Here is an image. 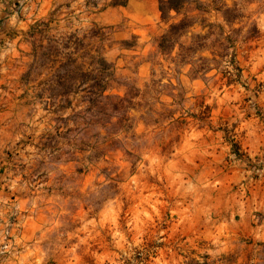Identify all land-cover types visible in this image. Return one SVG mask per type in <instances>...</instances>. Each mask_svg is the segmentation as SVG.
<instances>
[{
  "label": "clouds",
  "instance_id": "9594fccd",
  "mask_svg": "<svg viewBox=\"0 0 264 264\" xmlns=\"http://www.w3.org/2000/svg\"><path fill=\"white\" fill-rule=\"evenodd\" d=\"M12 3L0 4V76L16 80L19 69L34 84L13 89L25 99L0 115V161L12 154L0 175V264H83L88 257L137 264L149 240L167 243L154 231L163 209L176 218L174 230H206L180 243V254L152 249L151 264L234 260L243 251L235 231L264 213V202L244 195L251 176L264 172L257 115L264 95L257 100L249 87V75L264 80V0H179L176 8L165 0L163 12L150 0H26L15 11ZM37 28L47 44L32 41ZM253 36L261 47L249 52ZM237 48L250 73L238 71ZM148 62L150 72L137 75ZM113 80L126 84L123 97L104 94ZM5 96L0 89V101ZM220 129L246 140V160L226 146L224 133L213 138ZM109 143L127 152L124 182L78 183L69 167L87 170ZM221 168L239 169V193L222 208L214 199L224 187ZM259 230L258 245L264 225ZM104 236L108 242L93 252ZM248 264H264V249Z\"/></svg>",
  "mask_w": 264,
  "mask_h": 264
},
{
  "label": "rangeland",
  "instance_id": "374dc122",
  "mask_svg": "<svg viewBox=\"0 0 264 264\" xmlns=\"http://www.w3.org/2000/svg\"><path fill=\"white\" fill-rule=\"evenodd\" d=\"M150 3L157 12H160L159 0H150ZM38 30H39L38 28L35 29V31ZM41 37H42L41 35H35V34L31 35V39L34 43L47 44L48 41L46 39L42 40ZM259 47H261V40L256 36H253L247 42V51L249 52ZM240 52L241 50L237 48L236 55L234 56L235 61L240 62L237 65V68H240L239 72L241 75L245 73H250V69L244 66L248 60V56L241 55ZM149 64L150 62L141 64L138 67L136 74L139 76H143L149 73L150 72ZM125 71H127V69H125ZM19 72L17 73L18 74L17 79L13 80L15 81V83L11 85L12 92H10V94L13 95L7 97V101L5 102L7 115L10 114L11 108L19 105L25 99L23 95L19 97H14L13 89L21 92L24 89L31 91L30 86L34 84V81L30 79V76L20 75ZM260 72L264 73V68H262ZM221 78L229 83L231 82L227 77V73H224ZM249 79H250L249 87L255 91L257 100H259L260 97L264 95V80L257 79V77L253 75H249ZM106 88L107 91L105 92V94L110 92L118 97H123L125 95L127 86L125 83L119 80H113L109 86H106ZM125 103H127V101H125ZM245 103H247V101H245ZM257 107L259 109L257 115L260 116L262 122H264V104L258 105ZM125 123H127V121H125ZM222 133H224V129H220L219 132L213 133V138H215L216 136ZM224 135H225L226 146L229 147L233 152H235L238 157H241L242 159L246 160L247 159L246 154L250 150L246 140L232 139L231 137H228L226 133H224ZM208 143L212 144L213 139H209ZM260 152H264V143L260 145ZM5 155L7 157V160L0 161L1 175H3L5 172L6 164H10L12 162V154L5 153ZM126 155L127 152L119 144L109 143L106 146L105 150L102 152L101 156L98 158L97 162L91 164L87 170L84 169L77 170L73 167H69V173L73 174L76 178H78L77 182L80 183L81 185H86L87 183L93 181L96 178L103 180L105 178L111 177L113 179V182L116 183L117 186H119V184L124 182L123 172L125 170L123 169V166L126 163V160L122 159V156H126ZM214 155L219 157L222 154L217 152L214 153ZM75 163H76L75 161L69 162L70 165H74ZM212 167L213 165L211 161H197V168H207L210 171ZM260 167L264 168V165H261ZM238 170L239 169L237 168H232L231 170L226 168L217 169V171L223 174L224 187L220 192L214 195V199L220 202L221 208L223 207L224 201L228 200L230 197H236L239 193V187L233 183V181L236 179V173ZM131 174L132 175L136 174L134 169L131 170ZM262 177H264V172L254 173L251 176V183L246 186L244 192V195L247 197L249 202H251L253 197L257 199L258 203L264 202V178ZM150 187L154 189H159L162 195H167L165 186L161 185L158 182H150ZM168 202L175 203V200L170 198ZM173 210H175V208ZM85 211H87V208H85ZM125 211H127V208L125 209ZM251 215L256 217V219H252V218L247 219L245 223L235 231V235L239 238L243 251L240 254H238L234 258V260L229 261V264H248L250 255L257 248L264 249V243L258 245L254 238V232L255 235L261 234L259 227L260 225H264V213H252ZM175 219L176 218L171 215L169 210L167 209L162 210V216L160 222L158 223L154 231L156 232L163 231L167 243H156L154 240H149L147 244L148 251L143 256H140L139 254L137 255V264H151L153 255H155V253H152L151 250L154 248H159L161 250H164L166 256L170 255V253L166 251V249L169 247L172 248V251L174 253L180 254L177 252L180 243H183L184 240L191 237L194 231L204 232L206 230L205 227H203L200 224H197L194 229L193 228L185 229L182 227L179 230H174L173 225ZM237 220H239V217H237ZM107 242H108V237L104 236L103 240L99 241L96 245L93 246L92 251L95 252L96 249L100 247L101 243H107ZM200 246L202 247L203 245ZM193 252H196V250L193 249L191 253L192 257H195L196 254H194ZM185 259H187V257H185ZM56 264H60V262H56ZM83 264H95V262L91 259V257H88L84 259Z\"/></svg>",
  "mask_w": 264,
  "mask_h": 264
},
{
  "label": "crops",
  "instance_id": "0c3cea01",
  "mask_svg": "<svg viewBox=\"0 0 264 264\" xmlns=\"http://www.w3.org/2000/svg\"><path fill=\"white\" fill-rule=\"evenodd\" d=\"M26 3V0H13L11 10L15 11L17 9H21ZM0 4L5 5V8L8 7L7 0H0ZM4 9H0V11H3ZM10 14V13H9ZM32 35V33H31ZM19 72V69H17V73ZM18 76V74H17ZM15 83V81L11 80L10 78L0 76V89H2L5 93H7L6 99L4 98L3 101H0V115L7 116L6 114V101L7 97L12 96L13 94H10L12 92L11 85ZM1 175V174H0Z\"/></svg>",
  "mask_w": 264,
  "mask_h": 264
},
{
  "label": "trees",
  "instance_id": "16d2710c",
  "mask_svg": "<svg viewBox=\"0 0 264 264\" xmlns=\"http://www.w3.org/2000/svg\"><path fill=\"white\" fill-rule=\"evenodd\" d=\"M167 3L169 6L176 8L179 6V0H167ZM164 4H165V0H159V10L160 12H163L164 10ZM32 34L34 35H41L42 36V32L40 30L35 31V29L33 30ZM235 61V58H234ZM240 70V68H238V71ZM107 91V88H104V94ZM194 254H197L196 252H193Z\"/></svg>",
  "mask_w": 264,
  "mask_h": 264
}]
</instances>
